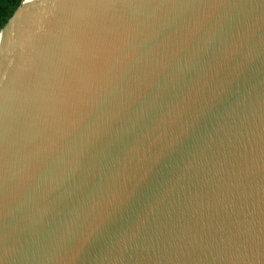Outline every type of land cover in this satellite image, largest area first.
Masks as SVG:
<instances>
[{
    "label": "water",
    "instance_id": "obj_1",
    "mask_svg": "<svg viewBox=\"0 0 264 264\" xmlns=\"http://www.w3.org/2000/svg\"><path fill=\"white\" fill-rule=\"evenodd\" d=\"M23 2L0 264H264V0Z\"/></svg>",
    "mask_w": 264,
    "mask_h": 264
},
{
    "label": "trees",
    "instance_id": "obj_2",
    "mask_svg": "<svg viewBox=\"0 0 264 264\" xmlns=\"http://www.w3.org/2000/svg\"><path fill=\"white\" fill-rule=\"evenodd\" d=\"M21 0H0V30L11 17Z\"/></svg>",
    "mask_w": 264,
    "mask_h": 264
},
{
    "label": "bare ground",
    "instance_id": "obj_3",
    "mask_svg": "<svg viewBox=\"0 0 264 264\" xmlns=\"http://www.w3.org/2000/svg\"><path fill=\"white\" fill-rule=\"evenodd\" d=\"M31 1L32 0H24L23 7L26 6L28 3H30ZM8 27H9V25H8ZM8 27H6L3 31L0 32V39L3 36V34L5 33V31L7 30Z\"/></svg>",
    "mask_w": 264,
    "mask_h": 264
}]
</instances>
